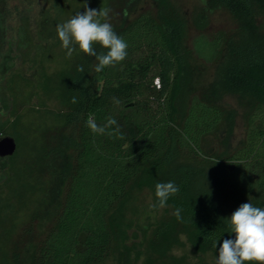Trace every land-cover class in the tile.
Here are the masks:
<instances>
[{"label":"trees","instance_id":"trees-1","mask_svg":"<svg viewBox=\"0 0 264 264\" xmlns=\"http://www.w3.org/2000/svg\"><path fill=\"white\" fill-rule=\"evenodd\" d=\"M139 1H107L105 22L128 45L127 57L119 64L96 72L95 57L82 52L69 60L63 48L58 68L48 72L40 49L52 51V45L62 43L57 15L49 13L41 19L39 33L53 32L56 42L36 46L34 74H13L4 81H16L15 96H9L15 107L33 92L55 97L62 109L54 114L52 126L45 127L47 137L55 131L58 139L41 148L48 189L54 191L41 198L42 187L29 176L15 174L23 190L17 193L18 207L5 196L4 187L24 146L22 116L13 110L8 121L16 150L5 158L7 165H0V222H11L0 264H105L108 259L113 264H193L187 254L178 253L185 244L199 257L198 264H204L201 258L206 255L217 263L219 244L235 239L221 199L237 209L243 203L264 209V0H205L204 10H226L234 27L194 39L192 52L216 65V77L183 113L179 101L188 85L183 22L170 0H150L148 9L130 16ZM62 2L53 1L54 12ZM28 27L26 21L22 40L27 41L18 46L22 51L30 44ZM94 48L98 54L108 51L99 44ZM7 61L1 59L0 67ZM40 76L44 85L37 89L32 82ZM227 93L238 94L249 106L245 139L231 152L205 156L206 136L216 137L227 121L231 131L232 115L218 102ZM29 110L43 112L38 107ZM108 118L117 125L107 126ZM89 119L105 126V132L93 133ZM3 128L0 123V133ZM167 182L179 191L161 208L156 184ZM26 191L35 196L30 208H23ZM143 192L150 195L152 206L141 213L137 200ZM178 208L180 219L174 215Z\"/></svg>","mask_w":264,"mask_h":264},{"label":"rangeland","instance_id":"rangeland-1","mask_svg":"<svg viewBox=\"0 0 264 264\" xmlns=\"http://www.w3.org/2000/svg\"><path fill=\"white\" fill-rule=\"evenodd\" d=\"M53 1L54 0H1L0 3V10L3 12L4 18L3 42L2 44L0 43V60L2 59L3 62L4 57L8 58V61L5 63L6 66L0 67V98L9 102V107L4 108L2 101L0 100V123H4L0 138L6 135L12 136L9 122L13 119V110H16V114L22 116L19 125L21 127L20 132L21 134L23 133L22 143L24 146L15 162L16 173L14 172L9 176L10 179L8 178L4 187L5 196L11 199V203L15 207H18L17 193H22L23 191L20 189V180H18V177H16L15 174L20 178L29 176L32 183L42 187L44 193L43 195L42 193L40 194L41 198L43 197L46 199L54 191L53 187L48 189L47 184H49V180L47 177V161L45 156H43L41 148L47 145L50 146L49 143H53L58 139L55 131H52L54 136L52 135L50 138L47 137L46 133L48 131L46 132L45 127L52 126L54 114L60 112L62 107L55 97H47L40 93L36 94L33 92H31L30 97L26 99L27 101L24 102V104L15 107L12 105L9 96L10 94L15 96L16 81H8L5 85L4 81L9 80L8 77L13 74H22L27 77L34 74L35 70L38 68L36 62L32 60L33 56L36 54V46L41 45L47 47L56 42L55 38L57 36L55 34L53 35V32L39 33V23L46 14L48 15L51 13L57 15L56 19L62 24L61 19H64V22H67L77 13H83L86 10V7L97 11L106 10L108 0H86L85 2L79 0H62L64 2L60 3L61 6L56 12H54V8L52 7ZM170 1L181 17L184 26L182 53L186 66L185 72L188 76V85H186V88L184 87L185 90H183L184 92H182L179 101V107L183 113L187 111L192 98L204 95L206 89L216 77V65L203 59H199L192 52L194 39L198 36H205L208 38L211 34L222 29L230 31L234 27V20L232 16L222 8L204 10L203 7L205 5V0ZM150 6V0H140L137 2L133 12L130 13V16H134L142 11V9H148ZM1 16L2 15H0V17ZM99 19H101L102 22H105L107 18L100 17ZM26 21H28L29 26L27 32L30 36V44L27 49L22 51L23 48L20 50L18 49V46L21 45V47H23L22 45L27 41H24V39L22 40V37H24L23 27ZM52 47V51L51 49H40V56L43 55V57H47L43 64L48 72L58 68L59 59L63 53L62 43L55 47L52 45ZM80 53L82 52L77 45L76 50L73 52V55L69 60ZM38 55L37 59L39 58ZM50 55L52 56L48 59ZM32 83L35 88L41 89L44 85V80L40 76V78H34ZM1 87H4L6 91L4 90V92H2ZM218 102L224 105L228 112L231 113L232 128L230 132H227L229 124V121H227L224 129L221 130L216 137L206 136L203 139L202 153L205 156L210 155V153H226L237 149L243 143L246 135L245 116L249 106L239 98L238 94L235 93L223 94ZM33 107H38L40 111H43L40 112L42 115L29 110ZM2 162L5 163V165L8 164L7 159H4ZM2 162L0 161V165ZM0 181L1 188L3 181ZM34 200V194L26 191L25 206H23V208H30L33 205ZM221 204L230 215L237 210V207L232 202L226 201V199H221ZM137 206L142 211L141 213L145 210H151L152 201L147 192H143L139 195ZM2 213L3 211L0 209V215H2ZM161 213L162 209H159L156 216H160ZM48 227V222L43 225L42 237L44 236L43 234L46 233ZM10 228V221L0 222L1 253L8 248L7 232ZM178 253L187 254L189 261L193 264L199 263V257L193 255L187 244L183 245ZM201 260L204 261V264H217L210 255H206L201 258ZM105 264H113V262L108 259Z\"/></svg>","mask_w":264,"mask_h":264},{"label":"clouds","instance_id":"clouds-1","mask_svg":"<svg viewBox=\"0 0 264 264\" xmlns=\"http://www.w3.org/2000/svg\"><path fill=\"white\" fill-rule=\"evenodd\" d=\"M106 10L87 8L83 13H77L70 20L57 26V33L62 47L71 58L78 45L84 54L95 57L98 61L95 71L101 72L105 67L115 66L127 57V43L119 37L108 22H102L100 17L107 18ZM95 44L108 49L107 53H97ZM83 71V68L80 69ZM75 102V99L73 100ZM117 125V121L108 118L107 126ZM87 126L93 133L103 134L105 126H99L94 119L87 121ZM119 132V127L115 129ZM112 134V133H109ZM179 188L173 182L157 183L155 195L159 207L167 206L170 196L177 194ZM181 209H176L174 215L180 219ZM229 228L235 233V239H224L218 248L217 264H264V209L254 207L251 203H243L231 215Z\"/></svg>","mask_w":264,"mask_h":264},{"label":"water","instance_id":"water-1","mask_svg":"<svg viewBox=\"0 0 264 264\" xmlns=\"http://www.w3.org/2000/svg\"><path fill=\"white\" fill-rule=\"evenodd\" d=\"M16 141L12 136L6 135L0 138V158H6L14 154Z\"/></svg>","mask_w":264,"mask_h":264},{"label":"flooded vegetation","instance_id":"flooded-vegetation-1","mask_svg":"<svg viewBox=\"0 0 264 264\" xmlns=\"http://www.w3.org/2000/svg\"><path fill=\"white\" fill-rule=\"evenodd\" d=\"M5 158H0V161H3Z\"/></svg>","mask_w":264,"mask_h":264}]
</instances>
